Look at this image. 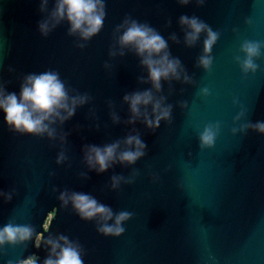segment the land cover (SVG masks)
<instances>
[{"label":"water","instance_id":"water-1","mask_svg":"<svg viewBox=\"0 0 264 264\" xmlns=\"http://www.w3.org/2000/svg\"><path fill=\"white\" fill-rule=\"evenodd\" d=\"M104 2L102 30L80 49L67 35L66 23L46 38L39 34L37 22L44 18L39 0H0V82L6 90L19 93L25 75L55 70L74 93L91 97L57 129L69 133L63 146L46 136L9 131L0 112V191L14 192L10 202L0 197V227L11 220L31 224L45 238L66 235L84 249V264H264V135L232 132L241 124L264 122V49L255 73L244 74L234 59L243 56V41L264 42V0H205L203 6L195 0L187 6L176 0ZM181 15H195L220 33L209 71L196 66L204 35L186 47ZM126 16L148 23L166 40L175 33L180 43L168 40L171 55L192 80L162 82L158 95L166 97L172 113L154 132L140 121L124 123L130 116L124 94L150 87L138 83L147 73L133 53L108 55L114 30ZM113 110L120 124L112 123ZM208 124H219V132L213 147L202 149L199 133ZM133 129L147 145L144 157L102 174L88 170L84 144L123 140L135 134ZM61 150L67 159L57 165ZM133 172V183L111 189L112 175L129 178ZM65 189L91 194L114 212H131L124 233L105 237L95 221L81 220L71 205L62 208L58 197ZM34 243L33 237L26 244L5 245L0 264L33 253L42 264L48 250Z\"/></svg>","mask_w":264,"mask_h":264},{"label":"clouds","instance_id":"clouds-1","mask_svg":"<svg viewBox=\"0 0 264 264\" xmlns=\"http://www.w3.org/2000/svg\"><path fill=\"white\" fill-rule=\"evenodd\" d=\"M176 2L181 6H187L193 0ZM195 3L197 6H203L205 0H195ZM38 11L44 17L37 22V29L42 37H48L58 26L66 23L67 35L76 38V47L80 49L85 48L87 42L102 30L106 17L104 0H53L51 9L49 0H39ZM178 24L184 33L183 43L186 47L195 46L201 35H204L203 51L197 58L196 66L209 71L213 63L211 52L220 33L195 15H181ZM168 40L180 43L175 33H172ZM168 40L148 23H141L131 16H126L115 28L114 43L109 50V57H124L126 50L133 53L139 58L140 66L147 73L146 77L137 78L138 83L150 85L147 89L124 94L123 103L128 105L130 113L124 123L133 125L140 121L154 132L160 127L161 121H170L172 113V105L165 103L166 97L158 95L162 91V82L192 83L181 60L171 55ZM261 49H264L262 41L245 40L241 43L239 51L243 56L237 55L234 59L244 74L257 71L259 65L255 61L261 57ZM104 67L107 69L111 66L105 63ZM8 71L12 72L13 69L9 68ZM202 93L207 95L208 90L202 89ZM90 100L91 97L87 93H74L55 70L25 75L20 83L19 93L8 92L6 83L0 82V112L4 115V122L9 131L21 135L46 136L51 141L58 140L61 146L66 143L69 133L58 132L57 129L71 120L77 109ZM108 104L112 109V102L109 101ZM180 106L187 105L181 102ZM110 116L113 124L121 123L119 115L114 110L110 112ZM235 119L239 120L240 115ZM248 130L264 135V122L241 124L239 128H233L232 132L244 133ZM133 132L135 134L129 133L123 140L118 139L103 146L84 144L81 150L83 163L88 170L102 174L114 165L132 166L144 157L147 145L135 129ZM218 132L219 124L206 125L199 133L200 147L202 149L213 147ZM66 159L64 151L61 150L57 155L56 164L60 165ZM136 175V172L129 178L112 175L111 189H119L122 183H133ZM81 177L85 180L89 178L87 173H81ZM13 194L14 192L0 191V197L5 202H10ZM58 199L62 208L71 205L72 211L81 220L95 221L97 232L105 237L121 236L125 231L123 224L132 217L131 212H114L110 206L84 192L65 189L60 192ZM33 237L37 249L43 245L48 250L42 264H84V249L78 241L70 240L63 234H49L45 238L43 233H36L31 224H16L11 220L0 227V249L5 245L26 244L32 241ZM8 264L13 262L9 261ZM15 264H40V260L33 253L25 259L16 260Z\"/></svg>","mask_w":264,"mask_h":264}]
</instances>
